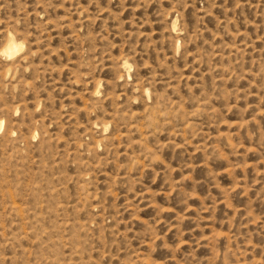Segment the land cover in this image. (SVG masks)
Segmentation results:
<instances>
[{
	"label": "rangeland",
	"instance_id": "rangeland-1",
	"mask_svg": "<svg viewBox=\"0 0 264 264\" xmlns=\"http://www.w3.org/2000/svg\"><path fill=\"white\" fill-rule=\"evenodd\" d=\"M0 121V264H264V0H0Z\"/></svg>",
	"mask_w": 264,
	"mask_h": 264
},
{
	"label": "bare ground",
	"instance_id": "bare-ground-1",
	"mask_svg": "<svg viewBox=\"0 0 264 264\" xmlns=\"http://www.w3.org/2000/svg\"><path fill=\"white\" fill-rule=\"evenodd\" d=\"M23 49H24V46L22 43H17L12 37H9L4 49L2 50V53L6 58L12 59L18 53H20ZM123 65H124V68H128L126 63H124ZM3 126H4L3 121H0V129Z\"/></svg>",
	"mask_w": 264,
	"mask_h": 264
}]
</instances>
